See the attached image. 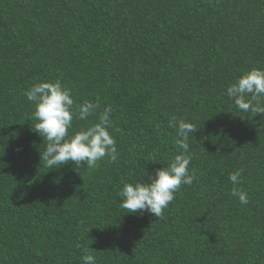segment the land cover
<instances>
[{
	"label": "trees",
	"instance_id": "1",
	"mask_svg": "<svg viewBox=\"0 0 264 264\" xmlns=\"http://www.w3.org/2000/svg\"><path fill=\"white\" fill-rule=\"evenodd\" d=\"M253 68L264 0H0V264H82L88 246L97 264H264V116L226 95ZM57 79L99 106L70 134L111 106L115 162L45 166L24 92ZM172 118L197 129V179L162 219L128 213L123 185L183 152Z\"/></svg>",
	"mask_w": 264,
	"mask_h": 264
},
{
	"label": "clouds",
	"instance_id": "2",
	"mask_svg": "<svg viewBox=\"0 0 264 264\" xmlns=\"http://www.w3.org/2000/svg\"><path fill=\"white\" fill-rule=\"evenodd\" d=\"M24 95L35 107L30 117L37 121L34 131L43 141H47L41 154V160L45 162L46 167L54 169L58 165L74 162L77 167L86 164L91 169L105 157L109 162L118 159L117 143L109 132L112 128L111 106L104 108L98 123L70 134L74 118L87 120L99 107L97 104L85 101L74 107L71 89L62 85L59 79L54 82L36 83L25 91ZM226 95L241 112L251 113L253 117L257 114L264 116V69L253 68L240 75L227 88ZM168 127L176 130V143L183 152L176 155L166 167L148 175V183L123 185L118 193L120 207L128 213L148 212L162 219L164 210L174 201L181 186H191L197 179L195 170L189 171L192 157L185 155L189 151V136L193 137V133L197 131L196 127L190 122L176 118L169 120ZM241 173L242 169L229 175V180L234 185L231 195L237 197L241 205H247V192L235 187L241 183ZM92 251L89 246L85 249L87 254L82 256V264H97V258L91 254Z\"/></svg>",
	"mask_w": 264,
	"mask_h": 264
}]
</instances>
